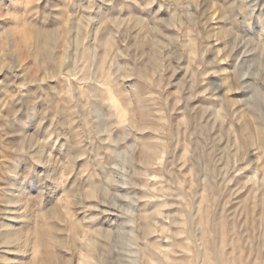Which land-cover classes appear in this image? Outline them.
Instances as JSON below:
<instances>
[{
  "label": "rangeland",
  "instance_id": "374dc122",
  "mask_svg": "<svg viewBox=\"0 0 264 264\" xmlns=\"http://www.w3.org/2000/svg\"><path fill=\"white\" fill-rule=\"evenodd\" d=\"M150 263L264 264V0H0V264Z\"/></svg>",
  "mask_w": 264,
  "mask_h": 264
},
{
  "label": "bare ground",
  "instance_id": "6f19581e",
  "mask_svg": "<svg viewBox=\"0 0 264 264\" xmlns=\"http://www.w3.org/2000/svg\"><path fill=\"white\" fill-rule=\"evenodd\" d=\"M46 53V52H45ZM14 72V71H13ZM117 103V102H116ZM107 213V212H106ZM78 219V218H77ZM149 225V224H148ZM107 234V233H106ZM145 259V258H144ZM151 261V260H150ZM152 262V261H151ZM146 263V262H145ZM152 263H154V262H152ZM151 264V263H150Z\"/></svg>",
  "mask_w": 264,
  "mask_h": 264
}]
</instances>
